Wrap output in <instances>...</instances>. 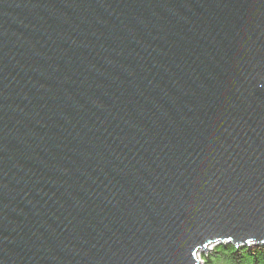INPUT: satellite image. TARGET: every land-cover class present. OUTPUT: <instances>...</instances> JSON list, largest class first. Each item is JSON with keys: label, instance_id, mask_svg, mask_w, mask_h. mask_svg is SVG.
I'll return each mask as SVG.
<instances>
[{"label": "water", "instance_id": "1", "mask_svg": "<svg viewBox=\"0 0 264 264\" xmlns=\"http://www.w3.org/2000/svg\"><path fill=\"white\" fill-rule=\"evenodd\" d=\"M264 244V0H0V264H200Z\"/></svg>", "mask_w": 264, "mask_h": 264}, {"label": "trees", "instance_id": "2", "mask_svg": "<svg viewBox=\"0 0 264 264\" xmlns=\"http://www.w3.org/2000/svg\"><path fill=\"white\" fill-rule=\"evenodd\" d=\"M201 259L203 264H264V244L236 245L225 241L213 245Z\"/></svg>", "mask_w": 264, "mask_h": 264}, {"label": "rangeland", "instance_id": "3", "mask_svg": "<svg viewBox=\"0 0 264 264\" xmlns=\"http://www.w3.org/2000/svg\"><path fill=\"white\" fill-rule=\"evenodd\" d=\"M213 246V245H212ZM212 246H210L209 248L211 249L212 248ZM210 249L209 250H206V251H204V252H200L199 254H198V259L200 260V264H203L202 263V259H201V255L202 254H204V253H207V252H209L210 251Z\"/></svg>", "mask_w": 264, "mask_h": 264}, {"label": "bare ground", "instance_id": "4", "mask_svg": "<svg viewBox=\"0 0 264 264\" xmlns=\"http://www.w3.org/2000/svg\"><path fill=\"white\" fill-rule=\"evenodd\" d=\"M198 257V256H197Z\"/></svg>", "mask_w": 264, "mask_h": 264}]
</instances>
